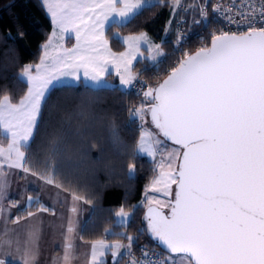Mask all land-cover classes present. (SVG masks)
I'll return each mask as SVG.
<instances>
[{
	"label": "snow or ice",
	"instance_id": "obj_1",
	"mask_svg": "<svg viewBox=\"0 0 264 264\" xmlns=\"http://www.w3.org/2000/svg\"><path fill=\"white\" fill-rule=\"evenodd\" d=\"M42 3L54 29L75 31L77 46L61 55L50 38L42 46L43 56L35 69L26 65L21 72V80L27 85L25 95L18 101L8 94L0 95V137L8 141L7 147L0 146V175L6 165L55 184L54 173L33 171L25 155L50 85L61 76L79 79L75 70L62 71L66 67H83L86 77L91 68L96 75L90 78L96 80L97 70H104L100 61L111 57L123 67V72H117L121 85L130 86L136 79L131 61L146 36L129 37V51L115 57L104 39L105 23L115 17L122 23L142 8L154 5L152 0ZM179 4L180 0H175L174 7ZM56 35L54 30L52 36ZM50 48L57 51L55 56ZM143 95L148 106L142 103L129 113L142 122L136 154H145L154 161L160 157L156 161L157 174L146 191L170 199L147 198L149 204L169 209L165 213L150 207L146 216L147 230L162 247L163 256H152L145 249L141 261L133 264H264V27L213 34L210 47L186 54L162 83ZM145 115L151 116L154 131L144 128ZM169 142L174 147L169 149ZM3 189L0 182V197ZM32 199L28 197L29 204ZM73 199L80 197L73 194ZM39 210L49 211L43 206ZM32 215L27 212L28 217ZM117 216L124 223L127 213L121 208ZM20 219L18 216L12 222ZM34 239L32 232L24 264L35 259ZM126 239L130 250L133 237ZM71 247L65 244L61 264H71ZM123 247L98 241L92 246L93 264L99 249H109L115 258ZM0 264L6 262L0 260Z\"/></svg>",
	"mask_w": 264,
	"mask_h": 264
},
{
	"label": "trees",
	"instance_id": "obj_2",
	"mask_svg": "<svg viewBox=\"0 0 264 264\" xmlns=\"http://www.w3.org/2000/svg\"><path fill=\"white\" fill-rule=\"evenodd\" d=\"M207 1L184 0L182 4L189 8L186 15L174 7L175 0H159L128 22L109 26L106 36L115 52L126 49L117 33H148L162 49L163 56L155 65L139 61L135 66L147 82L142 94L120 86L96 88L79 83L53 87L44 101L25 155L33 171L54 173L55 184L92 206V215L82 230L84 241H121L128 245L126 237L131 236V248L160 249L149 236L144 220L151 205L146 203V190L156 174V161L136 154L142 122L129 113L142 103L148 106L144 92L162 82L186 54L210 45L209 31L214 26L196 23ZM184 15L189 19V37L178 44L177 23ZM53 29L41 0H0V95L8 94L13 101L25 95L27 85L21 80V72L26 65L40 62L42 46ZM113 76L109 74L108 78ZM143 125L150 126L148 115ZM0 143L7 140L0 137ZM32 195L37 203L19 210L16 217L23 219L28 211L40 209L38 192L32 191ZM121 208L132 213L128 224L118 223ZM113 261L108 253L102 264Z\"/></svg>",
	"mask_w": 264,
	"mask_h": 264
},
{
	"label": "crops",
	"instance_id": "obj_3",
	"mask_svg": "<svg viewBox=\"0 0 264 264\" xmlns=\"http://www.w3.org/2000/svg\"><path fill=\"white\" fill-rule=\"evenodd\" d=\"M54 30L57 33L56 37L52 36L53 32L50 37L53 39V48L63 55L65 52L70 51L74 46V42L71 41L75 31L64 33L60 32L58 28L53 29V31ZM53 48H50V54L55 56L57 51L53 50ZM48 63H52L51 59H49ZM69 63H71V61H69ZM36 65L31 66L35 69ZM66 69L67 67L63 68L62 71ZM61 79H63V76H61L58 81H53L52 85H50L45 99L42 101L41 109L53 87L71 84L59 82ZM80 83L85 84L83 79ZM7 143H0V146L7 147ZM0 182L4 185L3 196L0 197V203L4 196H7L8 193L10 194L8 200L4 202L9 210L5 211L3 215H0V239L6 234V237L9 236L12 238L9 245L15 248L17 244L16 228H19L24 234L21 241V247H19V249H14L8 259H13L12 257L17 253H19V255H21V253L24 254L25 248L30 242V233L35 232V242H32V246L36 251V256L33 261H30V264H53V261H56V264H61V257L62 253L65 251L66 243L72 246L71 264L76 263L80 252L89 253L87 258L86 253L85 258L81 259L82 264H93V261H91L92 246L98 241L87 242L82 239L83 227L93 212V208L90 204L81 198L74 200L73 194L66 192L62 188H57L55 186L56 184H47L38 176H33L30 173L26 174L20 169H8L6 165L3 174L0 175ZM32 191L38 192V198H40L42 205L49 209V211H40L38 209L33 212L31 217L27 216L20 219L18 223H13L12 221L17 216L19 210L29 206L28 197H34ZM18 199H22V201L20 202ZM13 202H15V206H13ZM6 215H8V219L6 218ZM3 216L5 217L4 220L2 219ZM69 227L72 228L71 232L68 231ZM100 251L104 254L100 255ZM108 253L109 252H107L106 248L99 249L95 264H102L106 260V254ZM5 261L13 262L15 260ZM15 262L18 264H24L25 258H20L18 262Z\"/></svg>",
	"mask_w": 264,
	"mask_h": 264
},
{
	"label": "rangeland",
	"instance_id": "obj_4",
	"mask_svg": "<svg viewBox=\"0 0 264 264\" xmlns=\"http://www.w3.org/2000/svg\"><path fill=\"white\" fill-rule=\"evenodd\" d=\"M157 2H159V0H152V5L155 4V3H157ZM181 2H184V0H181ZM121 7H122V5H121ZM141 10H139V11H141ZM135 15H131L129 17V19H127L126 21H124L122 23L128 22ZM119 20H120L119 17H115L114 19H112L109 22H106L105 23V27H104V39L107 41V48L111 52V54H113L115 57H120L121 54L127 53L129 51V45L126 43V41L128 40L129 37H137V36H140L141 34L145 35L146 36V40H142L140 42V44H139V52L135 53V59H133L131 61V65H130L131 72H132V75L133 76H135L136 78L137 77H142L143 79H145L142 75H140L139 73H137L136 70H135V66H136L137 62H139V61H146V62L147 61H151V64L152 65H155L158 61L161 60L160 58L163 56L162 49L160 48V45L157 44V42L148 33L128 34V35H122L120 33H117L116 36L119 37L125 43L126 49L123 52H115L114 50H112L111 47H110L109 40H108V38L106 36V31H107V29L109 28V26L111 24H113L115 22L121 23V22H118ZM73 34L74 35H73V38H72V41L71 42H74V44H73L74 46L72 47V49L77 46L76 33H73ZM156 46H159V47L157 48ZM157 53H160V55H157ZM92 54L93 55H96V53H92ZM100 66L104 70L103 71H100L99 69L97 70L99 72V75H97V79L96 80H92L90 78L92 75H96V73H93L92 72L91 68L88 69L89 76L86 77L84 75L85 69L83 67H80L78 69H73V68H70L69 69V68H67L66 70H63L65 72H71V71H74L75 70L77 72L78 76H79V79H76L73 76H63V79H61V81H59V82H61V83H68V84H70V83L71 84L72 83L79 84L81 82V80L83 79L84 82H85V84L90 85V86H93V87H96V88H99V87H114V86H120V87H122V88H124L126 90L131 89V87H132V85H133V83H134L135 80L132 82V84L130 85V87L129 86H125V85H121V83H120V76L117 74V72H118V70L120 72H123V67L119 64V61H113L111 59V57H106L104 60H101L100 61ZM109 74H114L113 78H110L109 79L108 78V75ZM64 77H66V78H64ZM137 95H139V94H137ZM144 127H145V129L153 130L150 126L144 125ZM168 147L170 149L171 147H174V145H171V144L168 143ZM141 155L147 156L145 154H141ZM147 157H149V156H147ZM157 157L158 158H156V161H158V159H160L159 156H157ZM149 158H151V157H149ZM157 171H156V174H157ZM174 189H175V185H173V190ZM9 197H10V194L8 193L7 196H4L3 200L1 201V203H0V215L1 214L3 215L5 213V211H8L9 210V208H7V205H5V203H4V202H6L8 200ZM148 197H156L157 199H162V200L170 199V198H167V197H162L160 193H152V192H148ZM32 198H33L32 199V202H31V204H29V206L37 203L36 202L37 199L35 197H33V196H32ZM18 200L20 202L22 201V199H18ZM38 200L41 203L40 198H38ZM144 202H146V201H144ZM146 203L148 204V200H147ZM41 205H42V203H41ZM151 205H156V204H151ZM43 207H45V206H43ZM165 209H167V208H165ZM125 212L127 213V217L125 219V222L124 223H121V218L117 216L118 217V223L125 225V224H128L129 221L131 220L132 213L131 212H127V211H125ZM6 218L8 219V215H6ZM2 219L4 220L5 217L3 216ZM34 227H36V226H34ZM15 231H16V236H17V244H16V247L15 248H13V246L9 245V243L12 241V238H10L9 236L6 237L5 236L6 234L1 237V239H0V260H4V259L5 260H15V261L18 262V260H20V258H25V256L23 257V255H24L23 253H21V255H19V253H17L16 255H14V257H12L13 259H8L9 258V255L12 253V251L14 249H19V247H21V241H22V239L24 237L23 232H21V230L19 228H16ZM104 242L107 245H109V246L116 245V244H121V241H107V240H105ZM106 250H107V252L110 253V258L111 259H114L113 255H112V252L109 249H107V248H106ZM86 253H87V256H86ZM79 254L80 255L78 257V260H76V263L75 264H82L81 263L82 262L81 259L82 258H85V256L87 258L89 253L88 252H83V253L80 252ZM63 255H64V252L62 253V257H63ZM106 258H107V254H106ZM15 261H13V263L18 264ZM91 261H92V258H91ZM5 262L7 264L9 261H5ZM10 262H12V261H10Z\"/></svg>",
	"mask_w": 264,
	"mask_h": 264
},
{
	"label": "built area",
	"instance_id": "obj_5",
	"mask_svg": "<svg viewBox=\"0 0 264 264\" xmlns=\"http://www.w3.org/2000/svg\"><path fill=\"white\" fill-rule=\"evenodd\" d=\"M261 5H264V0H208L207 4L202 7L204 15L196 20L199 25L214 26L209 31L219 35L221 33H243L250 26L256 28L264 27V15L261 14ZM219 9L213 11V9ZM178 11L188 14L189 8L186 4L180 3L177 7ZM250 9H255V12H250ZM251 21V24H250ZM179 38L177 43L181 44L189 37V19L184 15L177 23ZM192 33V32H191ZM211 37V38H212ZM147 83L142 77H137L131 87V91L135 94H142ZM141 127V124L139 125ZM121 245L119 254L114 258L113 264H133V261L140 262L143 255V250H147L152 256L161 255L163 251L157 248L140 247L127 248L125 242Z\"/></svg>",
	"mask_w": 264,
	"mask_h": 264
},
{
	"label": "water",
	"instance_id": "obj_6",
	"mask_svg": "<svg viewBox=\"0 0 264 264\" xmlns=\"http://www.w3.org/2000/svg\"><path fill=\"white\" fill-rule=\"evenodd\" d=\"M210 45H211V43H210ZM210 45L208 46V47H210ZM198 51V50H197ZM197 51H195V52H193V53H191V54H189V55H194ZM186 58V57H185ZM184 58V59H185ZM167 78V77H166ZM166 78H164V79H166ZM163 79V80H164ZM163 80H162V82H163ZM162 82H160V83H162ZM159 83V84H160ZM148 120H149V123H150V126L152 127V129L154 130V128H153V125L151 124V116L150 115H148ZM169 144H171L170 142H169ZM154 208V209H156V208H159V206H157V205H149L147 208H146V211H145V215H144V220H145V222H146V224H147V220H146V216H147V214H148V210H149V208ZM159 210L160 211H163V212H165V213H167L168 211H169V209H165V208H159ZM149 236H150V233H149ZM151 237V236H150ZM152 239V238H151ZM156 244H157V241H155L154 239H152ZM158 245V244H157ZM160 247V246H159ZM161 249H162V247H160ZM163 250V249H162Z\"/></svg>",
	"mask_w": 264,
	"mask_h": 264
}]
</instances>
